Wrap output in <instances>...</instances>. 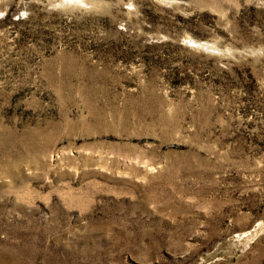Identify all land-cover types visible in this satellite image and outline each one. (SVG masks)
<instances>
[{
    "label": "rangeland",
    "instance_id": "obj_1",
    "mask_svg": "<svg viewBox=\"0 0 264 264\" xmlns=\"http://www.w3.org/2000/svg\"><path fill=\"white\" fill-rule=\"evenodd\" d=\"M0 264H264V0H0Z\"/></svg>",
    "mask_w": 264,
    "mask_h": 264
}]
</instances>
